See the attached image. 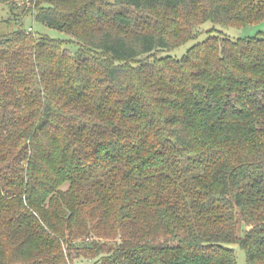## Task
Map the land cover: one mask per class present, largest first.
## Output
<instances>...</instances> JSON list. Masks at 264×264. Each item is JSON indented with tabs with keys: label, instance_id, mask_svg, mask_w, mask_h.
<instances>
[{
	"label": "trees",
	"instance_id": "obj_1",
	"mask_svg": "<svg viewBox=\"0 0 264 264\" xmlns=\"http://www.w3.org/2000/svg\"><path fill=\"white\" fill-rule=\"evenodd\" d=\"M29 11L68 38L0 35V264H264V32L159 56L264 0Z\"/></svg>",
	"mask_w": 264,
	"mask_h": 264
},
{
	"label": "rangeland",
	"instance_id": "obj_2",
	"mask_svg": "<svg viewBox=\"0 0 264 264\" xmlns=\"http://www.w3.org/2000/svg\"><path fill=\"white\" fill-rule=\"evenodd\" d=\"M35 26L33 31L38 33L47 34L54 38L66 39L68 35L51 29L45 25L33 24L32 13L29 11L27 4L22 3L20 0H10L0 2V35L7 34L14 31L18 27L29 28ZM264 32V21L258 24H250L244 27L228 26L224 27L220 24L208 21L201 25V33L195 39L189 40L185 44L173 48L163 49L159 52V56H172L181 58L194 44L205 40L209 35L216 34L231 39L246 38L252 36H261ZM235 254L239 264H247L245 251L237 244L233 245ZM78 260V261H77ZM77 261V262H76ZM86 259H76L75 264H88Z\"/></svg>",
	"mask_w": 264,
	"mask_h": 264
},
{
	"label": "built area",
	"instance_id": "obj_3",
	"mask_svg": "<svg viewBox=\"0 0 264 264\" xmlns=\"http://www.w3.org/2000/svg\"><path fill=\"white\" fill-rule=\"evenodd\" d=\"M22 3H25V4H27L28 5V7L30 8V7H35V2H36V0H20ZM32 16L34 17V15H33V13H32ZM29 30H34L33 29V27H29L28 28Z\"/></svg>",
	"mask_w": 264,
	"mask_h": 264
},
{
	"label": "crops",
	"instance_id": "obj_4",
	"mask_svg": "<svg viewBox=\"0 0 264 264\" xmlns=\"http://www.w3.org/2000/svg\"><path fill=\"white\" fill-rule=\"evenodd\" d=\"M32 19H33V24L36 23L33 16H32ZM30 27H33V29H34L35 26H30Z\"/></svg>",
	"mask_w": 264,
	"mask_h": 264
}]
</instances>
